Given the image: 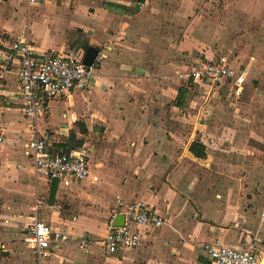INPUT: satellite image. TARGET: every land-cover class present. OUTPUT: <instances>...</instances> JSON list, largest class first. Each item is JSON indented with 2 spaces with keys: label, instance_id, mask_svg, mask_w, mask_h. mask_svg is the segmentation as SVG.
Instances as JSON below:
<instances>
[{
  "label": "crops",
  "instance_id": "crops-1",
  "mask_svg": "<svg viewBox=\"0 0 264 264\" xmlns=\"http://www.w3.org/2000/svg\"><path fill=\"white\" fill-rule=\"evenodd\" d=\"M19 36L39 56L100 50L88 89L52 100L38 121L56 148L88 147L82 182L32 170L19 65L8 60ZM219 56L249 72L242 90L189 77ZM0 136V264H41L22 225L37 199L42 221L91 243H63L43 264H200L217 239L256 244L264 262V0H0ZM119 200L145 202L165 224L110 255Z\"/></svg>",
  "mask_w": 264,
  "mask_h": 264
},
{
  "label": "built area",
  "instance_id": "built-area-1",
  "mask_svg": "<svg viewBox=\"0 0 264 264\" xmlns=\"http://www.w3.org/2000/svg\"><path fill=\"white\" fill-rule=\"evenodd\" d=\"M26 1L35 5L40 0ZM8 51V60L19 65V98L32 134L25 145V153L32 162L33 172L49 181L59 180L66 186L88 179L91 175L88 147L56 148L49 134L39 131L38 121L45 117L52 100L73 91L87 90L92 79V67L70 55L39 56L26 36L13 38ZM248 74L247 70L232 67L226 56L212 61L198 60L189 68V77L195 82L209 86L230 82L235 91L242 90ZM4 143V138L0 136V145ZM97 181L98 177H94L93 182ZM43 207L44 199H37L30 207L31 214L22 222L23 241L41 264L63 243L79 250H89L91 243L87 236L75 237L42 221L39 212ZM118 217H123V223L115 226L114 221ZM164 224L165 219L152 212L145 202L129 204L119 200L103 239V247L110 255L135 250L142 245V230L161 228ZM202 249L207 261L200 264H263L256 244L236 248L217 239L203 243Z\"/></svg>",
  "mask_w": 264,
  "mask_h": 264
},
{
  "label": "water",
  "instance_id": "water-1",
  "mask_svg": "<svg viewBox=\"0 0 264 264\" xmlns=\"http://www.w3.org/2000/svg\"><path fill=\"white\" fill-rule=\"evenodd\" d=\"M100 54V50L98 48L95 47H89L86 50L85 56L83 58V63L88 66V67H92L94 65V63L96 62L98 56ZM123 223V217H118L116 218V220L114 221V225L115 226H119ZM264 264V262H263Z\"/></svg>",
  "mask_w": 264,
  "mask_h": 264
},
{
  "label": "trees",
  "instance_id": "trees-1",
  "mask_svg": "<svg viewBox=\"0 0 264 264\" xmlns=\"http://www.w3.org/2000/svg\"><path fill=\"white\" fill-rule=\"evenodd\" d=\"M181 93V92H180ZM202 148V150H203V152L205 151V148L204 147H202V146H200L198 143H194L192 146H191V151L195 154V155H197V156H199V157H204L205 156V153H199V152H197L196 151V149L197 148ZM53 189H55L54 187L52 188V193H53Z\"/></svg>",
  "mask_w": 264,
  "mask_h": 264
}]
</instances>
